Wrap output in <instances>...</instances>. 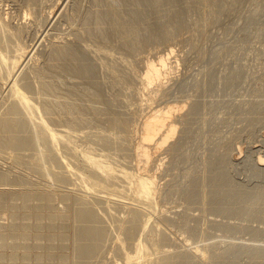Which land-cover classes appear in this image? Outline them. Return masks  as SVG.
I'll return each instance as SVG.
<instances>
[{"label": "rangeland", "instance_id": "rangeland-1", "mask_svg": "<svg viewBox=\"0 0 264 264\" xmlns=\"http://www.w3.org/2000/svg\"><path fill=\"white\" fill-rule=\"evenodd\" d=\"M30 1L0 0V22L9 24L8 29L16 34V45L29 49L34 55V61L28 63L26 68L23 67L25 69L21 68L23 72L12 68V59H9L12 57H0V72L3 71L0 73V76L3 74V78L0 77V105L1 98L9 91V82H17L20 79L18 76L26 71L32 75L31 86L34 87L25 94L32 98L31 101L35 99L33 102L36 106L47 104L36 93L39 82L36 71L33 70L34 65L31 64L37 62L35 65L40 67L39 70L47 72L45 74L49 72L48 75L52 76L50 80L53 79L52 82L56 81L55 84L58 85L52 93H60L46 99L51 102L57 100L59 104L61 102L60 105L69 114L74 112H70L68 108L72 105L70 101L74 102L73 105L82 107L85 115H79L78 118L74 112L67 117L66 113L61 116L62 123L60 120L49 122L45 118L53 126L52 129L55 131L56 128V132L63 131L62 136L67 137L66 140L71 138L69 141L73 144L75 142L74 146L77 145L78 148L81 145V151L87 153L85 150H88L90 156L103 163V166H112L114 172H111L115 176L127 172L132 177L139 164L135 148L141 141L142 125L150 110L173 104L181 105L184 102L186 107L179 114L185 115L188 111L190 114L188 113L186 126H179L178 133L168 144L175 143L173 149L166 145L152 156L149 178L157 189L153 201V209L156 211L154 217L151 212L153 209L149 210L151 214L145 213L146 207L137 200L134 185L129 182L130 185L126 182H116V185L110 180L112 186L106 178L107 173L102 172V169L96 171L89 165V169L83 167L82 163L84 166L86 163L81 159V154L77 158L78 154L69 152L61 142L54 144L57 147L52 144L55 149L51 148L47 141L44 143L45 133L42 134L37 124L32 126L37 130L32 139L38 140L30 139L31 147L26 152L23 151L24 154L7 150L6 146V150L4 146L0 147V173H7L10 183H0V264H79L81 259L77 255L75 213L76 203L84 198L89 200L92 209L95 207L94 211L97 207L96 213L101 215L100 219L107 225V231H110L105 248L98 254L90 255L92 258L87 261L88 264H133V259L136 260L134 255L137 256L135 244L141 237L140 227L145 220L150 219L144 217L150 215L153 217L151 223H157H150L148 229L158 227L156 236H147L151 241L147 238L149 245L152 243L149 248H153L148 249V244L144 241L148 252L146 250L141 257L146 264H151L150 257L153 262L155 258L169 253L189 257L193 264H264V167L259 168L256 164L260 156L264 157V0H171L168 2L170 4L164 0L159 3V7L156 5L157 13L164 20L152 15L149 9L151 15L148 12V17H145L146 13L143 12L147 11L142 8L140 11L144 10V15L141 13L143 17L139 11L135 13L139 19L137 16L134 19L133 13L138 10L132 7L137 0H34L36 6L31 5ZM128 8L134 12L129 13ZM103 11L115 14L110 20L114 25L103 23L102 17L107 16ZM144 18H147V24L143 21ZM152 18L155 22L158 19V23L161 21L160 24L155 23L159 28H155V25L154 28L151 27ZM136 19L141 21L136 23ZM128 25L133 27L132 30ZM136 26L138 27L135 28ZM112 29H117L116 34L111 35ZM100 30L105 32L102 34ZM124 31L129 33H122ZM133 31H137L138 35ZM141 31L143 34L145 32L143 36L139 34ZM60 44H64L63 48L70 47L64 49V53L74 55L73 59L64 54L65 59L61 53L55 56L56 51L60 50ZM170 50L174 51L170 56L172 65L170 64L171 67L162 78V86L151 89L140 85L138 78L145 73L148 61L156 62L159 56ZM104 52H108L110 57L105 56ZM75 57L85 64L86 74L83 72L84 75L82 73L78 77L70 74L76 65ZM65 60L71 61L70 64ZM50 70L55 76L51 75ZM119 76L124 78L121 77L120 80ZM98 94L104 95L103 98L99 96L101 100L98 99ZM35 114L34 118L38 116L37 119H40L39 114ZM113 114L116 116L112 117ZM118 114V117H126L127 128L124 129L116 121ZM83 118H87L85 121L89 123ZM37 119L35 123L39 121ZM80 119L84 125L80 123ZM70 122L72 127L68 129ZM65 131H70L71 135ZM76 133L81 134L77 137ZM43 135L44 138L40 137ZM58 145L60 150L57 149ZM55 150L58 154L65 155L66 158H60H64L69 164L64 159L58 161L60 155L57 156ZM139 166L142 168L141 164ZM99 172L106 175L102 176L108 182L105 179L103 182ZM71 173L74 177L70 176ZM83 176L89 177L87 183L92 182V186L85 184L87 177L83 179ZM87 185L91 189L96 185V189L91 190ZM85 187L87 193L84 191ZM201 196L203 201L199 202ZM85 199L83 202L88 203ZM135 209L139 211V215L145 216H139L142 219L140 221L139 218L140 226H137L133 234L128 235L127 224L131 219L129 214L132 211L137 213ZM151 225H154L153 229L150 228L153 227ZM156 237L159 242L155 248L153 245ZM128 257L134 258L128 260ZM81 262L86 264V260Z\"/></svg>", "mask_w": 264, "mask_h": 264}, {"label": "bare ground", "instance_id": "bare-ground-1", "mask_svg": "<svg viewBox=\"0 0 264 264\" xmlns=\"http://www.w3.org/2000/svg\"><path fill=\"white\" fill-rule=\"evenodd\" d=\"M162 1H164V0H137V2L134 0V2H136L135 4H134V6L132 7V8H136L135 10H138V12H134L133 10V18L134 17H138V15L137 14H135V13H139V11H140V9L142 8V9H144L145 11H147V12H143L144 10H142V11H140V14L143 12L144 14L146 13V15H145V17H148V12L150 11V12H152L151 14L152 15H155L156 17H158L160 20H164V19H161V16L159 15V13H157V11L158 10H156V7L159 5V3L160 2H162ZM165 1H167V3L168 2H171V0H165ZM27 3V2H26ZM31 5L32 4H34L35 5V3H36V1H35V3H34V0H31L30 2H29ZM30 4H28V5H30ZM166 4V3H165ZM168 4H170V3H168ZM36 5H37V3H36ZM35 5V6H36ZM157 5V6H156ZM169 6V5H168ZM30 7V6H29ZM159 7V6H158ZM33 8V7H32ZM130 8V7H129ZM128 8V9H129ZM34 9V8H33ZM101 9V8H100ZM148 9H149V11H148ZM150 9H152L153 11H151ZM159 9V8H158ZM30 10V9H29ZM35 10V9H34ZM98 11V10H97ZM132 11H130V9H129V13L130 12H132ZM39 12V11H38ZM104 13H105V11H103ZM110 12V11H109ZM108 12V13H109ZM150 12H149V14H150ZM159 12H160V10H159ZM162 12V11H161ZM35 13V12H34ZM99 13V12H98ZM118 13V12H117ZM142 13V14H143ZM102 14V13H101ZM107 13H105V15H106ZM141 14V16L143 17V15ZM150 14V15H151ZM162 14V13H161ZM100 15V14H99ZM115 14H113V12L112 13H109V14H107V16L106 17H102L103 19H102V21H103V23L104 22H106L107 24H109V26H112V25H114V23H112L110 20H112V17L114 16ZM132 15V14H131ZM96 16V15H95ZM102 16V15H101ZM101 16L99 17L100 18V20H101ZM140 16V15H139ZM140 16V17H141ZM25 17V16H24ZM136 17V18H137ZM141 17V18H142ZM154 17V16H153ZM9 18V17H8ZM88 18V17H87ZM98 18V19H99ZM133 18H132V21H133ZM1 19V18H0ZM13 19V18H12ZM85 19V18H84ZM130 19V18H129ZM135 19V18H134ZM138 19H139V17H138ZM145 19H147V18H144V20L143 21H145L146 22V20ZM151 18H149L148 20H150ZM159 19H158V21H159ZM35 20H36V18H35ZM157 20V19H156ZM1 21H2V19H1ZM8 21H9V19H8ZM7 21V22H8ZM19 21V20H18ZM23 21V20H22ZM113 21H114V19H113ZM117 21V20H116ZM129 21H131V20H129ZM136 21H137V19H136ZM139 21H141V19L139 20ZM139 21H137L136 23H138ZM151 21V20H150ZM149 21V22H150ZM152 21L153 22H151L150 24H152V26L151 27H153V25H155V28L156 27H158V26H156L157 24H155V23H158V21L157 22H155V19L154 18H152ZM109 22V23H108ZM115 22V21H114ZM134 22V21H133ZM11 23V22H10ZM27 23V22H26ZM38 23V22H37ZM40 23V22H39ZM101 23V22H100ZM117 23V22H116ZM115 23V24H116ZM128 23V22H127ZM126 23V24H127ZM141 23V22H140ZM139 23V24H140ZM144 23V22H143ZM161 23V21L158 23V24H160ZM95 24V23H94ZM135 24V23H134ZM138 24V25H139ZM146 24H147V22H146ZM145 24V25H146ZM7 25H9V24H7ZM6 24H5V22H0V57L3 59L4 57H5V55H6V57L5 58H9V57H7V56H10V57H12V58H9V59H12L11 61V65H12V68L13 69H17L18 71L19 70H21V68H23V67H25L26 65H28V63H31V62H33L34 61V58H33V52H31L29 49H26V48H22V47H20V45L18 46V45H16V43H14V37L16 36V34L14 35V33H12V31H10V29H8V26H7ZM96 25V24H95ZM137 25V24H136ZM142 25H144V24H142ZM22 26V25H21ZM97 26V25H96ZM118 26H120V27H123L124 25H118ZM129 26V25H128ZM148 26H149V24H148ZM17 27V26H16ZM100 26H98V28H99ZM130 27V26H129ZM138 26H136L135 28H137ZM139 27H142V26H140L139 25ZM11 28V27H10ZM102 28V27H101ZM117 28V27H116ZM131 28V30H132V28L133 27H130ZM150 28V26L148 27V29ZM154 28V27H153ZM153 28H151L150 30H152ZM159 28V27H158ZM24 29V28H23ZM100 29V28H99ZM138 29H141V28H138ZM138 29H137V31H138ZM142 29H143V27H142ZM141 29V30H142ZM13 30V29H12ZM15 30H16V28H15ZM18 30H20V29H18ZM97 30V29H96ZM117 30V29H116ZM115 29H112L111 31H110V33H112L111 35H113L115 32H117ZM119 30V33H120V28L118 29ZM128 30V29H127ZM126 30V31H127ZM147 30V29H146ZM126 31H124V32H122V33H124V34H126V33H129V32H126ZM137 31H136V33H137ZM153 31H154V29H153ZM158 31V30H157ZM83 32V31H82ZM91 32V31H90ZM89 32V33H90ZM100 32L102 33V32H105V31H101L100 30ZM134 32V31H133ZM138 32H140V31H138ZM142 32V31H141ZM148 32H151V31H148ZM147 32V33H148ZM87 33V32H86ZM100 33V34H101ZM108 33V32H107ZM135 33V32H134ZM135 33V34H136ZM154 33V32H153ZM103 34V33H102ZM101 34V35H102ZM116 34V33H115ZM140 35H142L143 34V32L142 33H139ZM144 34H145V32H144ZM143 34V35H144ZM21 35V34H20ZM93 35V34H92ZM128 35H130V34H128ZM131 35H132V33H131ZM136 35H138V34H136ZM142 35V36H143ZM132 36H134V34L132 35ZM155 36V35H154ZM102 37V36H101ZM103 37L105 38V36L103 35ZM141 37V36H140ZM144 37H146V35L144 36ZM147 38V37H146ZM152 38V37H151ZM133 39V38H132ZM135 39V38H134ZM17 40V39H16ZM84 40V39H83ZM123 40V39H122ZM121 40V41H122ZM137 40V39H136ZM147 40V39H146ZM13 41V42H12ZM11 42L13 43V44H11ZM72 42V41H71ZM65 43V42H64ZM70 43V42H69ZM123 43V42H122ZM127 43V42H126ZM21 44V43H20ZM27 44V43H26ZM67 44V43H66ZM61 45V47H60V50H58V51H56V48H55V51L57 52L56 53V57L57 56H59V54L61 53V54H65L64 53V49H66L67 47H66V45H65V47L66 48H63L64 47V44H60ZM63 45V46H62ZM126 45V44H125ZM24 46V45H23ZM26 46V45H25ZM58 46V45H57ZM53 47V46H52ZM59 47V46H58ZM125 47V46H124ZM68 48H70V47H68ZM67 48V49H68ZM92 48V47H91ZM54 49V48H53ZM98 50V49H97ZM43 51V50H42ZM90 51V50H89ZM88 51V52H89ZM63 52V53H62ZM66 52V51H65ZM67 52H69V50L67 51ZM174 51H172V50H170L169 51V53H167V54H165V55H162V56H159V58H158V60L155 62V61H148V63L145 65V73L142 75V76H139V78H138V82H139V84L141 85L142 84V86L144 85L145 87H147V88H151V89H155V88H158V87H161L162 86V84L164 83V80H163V83H162V78L164 77V75L166 74L165 72H168L167 70H168V68L169 67H171V65H172V62L170 61V56L172 55V53H173ZM40 53V52H39ZM52 53V52H51ZM72 53V52H71ZM60 54V55H61ZM68 54V53H67ZM73 54V53H72ZM84 54V53H83ZM102 54H103V52H102ZM108 55V58L110 57V54L108 53V52H104V55ZM12 55V56H11ZM66 55V54H65ZM65 55H64V57H65ZM71 55V54H70ZM69 55V56H70ZM105 55V56H106ZM52 56V55H51ZM66 56H68V55H66ZM68 56V57H69ZM85 56V55H84ZM118 56H119V54H118ZM62 56H60V58H61ZM67 57V58H68ZM72 57V59H73V57H74V55L73 56H70V58ZM4 58V59H5ZM55 58V57H54ZM59 58V57H58ZM57 58V59H58ZM59 58V59H60ZM106 58V57H105ZM8 59V60H9ZM37 59V58H36ZM50 59V58H49ZM59 59H58V62H59ZM64 59V58H63ZM65 59H66V57H65ZM71 59V60H72ZM7 60V59H6ZM56 59H54V61H55ZM117 60V59H116ZM1 61V60H0ZM49 61V60H48ZM57 61V60H56ZM61 61V60H60ZM69 61V60H68ZM75 63H76V65H75V67L71 70L72 71V73H70V74H72V76H77L78 77V75H81L83 72L85 73L86 72V70H87V68H85V64H83V62H79V60H77L76 59V57H75ZM3 62H4V60H3ZM9 63H10V61H8ZM62 62H64V60H62ZM61 62V63H62ZM65 62H67V60H65ZM71 62V61H70ZM70 62H67V63H69L70 64ZM74 62V61H73ZM123 62V61H122ZM147 62V61H146ZM2 63V62H1ZM0 63V64H1ZM5 63V62H4ZM37 63V62H36ZM35 63V64H36ZM177 63V62H176ZM6 64V63H5ZM34 63L33 64H31L34 68H33V70L34 71H36V76H37V81L39 82V87H38V90L36 91V93H39V97H40V99L42 100V101H45L44 103H47L46 105H42L41 107H39V106H36L34 103L35 102H33V101H31L32 100V98L30 99L26 94H25V92L27 91V90H29V89H31V88H33L32 86H31V84H32V82H31V80L33 79H31V77H32V75L31 74H27L26 72H24L25 74H23V75H21V76H18V78L20 77V79L16 82L15 80L14 81H12V82H9V91L7 92V95L6 96H3L4 98H1L2 99V103H1V105H0V147H2V146H4V149H5V146H6V148H8L7 150H15L16 152H18L19 154H21V152L23 153V151H25L26 152V150H28L29 149V146H30V144H31V142H30V139H32V136H35V133H36V131L37 130H34L35 128H32V126L33 125H35V124H37L38 126H39V128H40V131H42V134L43 133H45L44 135H45V139L46 140H44V143L47 141V143H49L51 146V148H53L52 147V144L54 145V144H58L59 142H61V143H63V145H65V147H66V149L67 150H70L69 152H71L72 154H78L77 155V158H78V156H79V154H81V157L83 156V158H81V159H83V161L86 163V166H84V164L82 163V165H83V167H86V168H88L89 169V167H87V165H89L90 167H94L95 168V170L96 171H98V170H100L101 171V169H102V172H105V174L106 175H108V177H106V178H108V181L105 179V174L103 173L102 175H105L104 176V178H103V176L101 175V173L102 172H99L98 174L99 175H101L102 176V180L103 179H105L108 183H110V180L113 182V184L115 183L116 184V182L118 183V182H126L127 184H128V182L131 184V185H134L135 186V192H136V196H137V200H139L140 202H142V204H143V207L145 208L146 207V210H147V212H145V213H147V215L149 214L148 212H150L153 208H155V206L153 205L154 203H153V201L155 200L154 199V197H155V195H156V191H157V189H156V187H154V182L152 181V180H150V178H149V175H150V169L152 168V156L156 153V151L158 152V150L159 149H163L164 148V146H166L167 145V147H169V148H171V149H173V146L175 145V143H170V145L168 146V144H169V142H170V140H172L173 139V137L178 133V130H179V126H181V125H185L186 124V119H187V116H189L188 115V113H189V111H188V113H186L185 115L184 114H179V112L183 109V108H185L186 106H185V104H184V102H183V104H181V105H179V104H173V105H169V106H167V107H164V108H162V107H157L158 109H156V110H150V114H149V116L146 118V120H144V122H143V125H142V136H141V141L137 144V146H136V148H135V152H136V157L137 158H139L138 160V162L137 163H139V164H141L142 165V168L139 166V164H138V166L136 167L137 169L135 170L136 171V173H135V175L132 177V175H130V173L128 174L127 172L126 173H124L123 172V174H121V175H114V174H112V166H110L109 164H107V165H109L108 167L105 165V166H103L104 164L103 163H101V162H98V161H96L97 159H94L93 157H91L90 156V154H89V152H88V150H85V151H87V153L85 152L84 153V151H81L80 150V146H79V148H78V146L76 147V146H74V144H75V142H74V144L72 143V141H69L71 138H69L70 136H68V138H69V140L67 139L66 140V138H64L65 136H62V134L64 133L63 131H60V130H58L59 132H56V128H55V131L52 129L53 128V126L51 127L49 124L50 123H48V121L50 122H52V121H59L60 123H62V119H61V116H63L64 114H66V116L68 117L69 115H71V114H73L74 112H75V114H77L78 116V118H79V115H84V113H83V111H82V107L80 108L79 106H77V104L76 105H73V103H71V101H70V104H72L70 107L67 105V103H66V105L68 106V108L70 109V112H72V111H74L73 113H71V114H69V111L67 112L66 110H64L63 109V105H60V104H62L61 102H60V104L58 103V101L57 100H55V102H51L50 100L48 101L47 99H49V96L51 97V95H54L53 93H52V91H54V89L58 86V85H56L55 83H56V81L55 82H52V80H50V78H52V76L50 77V75H48L49 74V72H48V74H45V73H47V72H45V73H43V71L41 72L40 70H39V68H38V66H36ZM65 64V63H64ZM73 64V63H72ZM170 66H169V65ZM4 65V64H3ZM10 65V66H11ZM49 65V64H48ZM62 65V64H61ZM99 65V64H98ZM4 66H6V67H8L9 68V66H7V65H4ZM72 66H74V65H72ZM89 66V65H88ZM115 66V65H114ZM114 66H113V68H114ZM120 66H122V65H120ZM129 66V65H128ZM28 67V66H27ZM58 67V66H57ZM66 67V66H65ZM117 67V66H116ZM8 68H7V70H8ZM11 68V67H10ZM26 68V67H25ZM25 68H23V69H25ZM85 68V69H84ZM60 69V68H59ZM65 69V68H64ZM5 70V69H4ZM62 70H63V68H62ZM32 71V70H31ZM49 71V70H48ZM57 71H59V70H57ZM1 72H3L2 70H1ZM0 72V73H1ZM21 72H23L22 70H21ZM63 72H64V70H63ZM112 72V71H111ZM7 73V72H6ZM13 73V72H12ZM12 73H10V74H12ZM50 73H51V70H50ZM68 73V72H67ZM84 73H83V75H84ZM117 73V72H116ZM115 73V74H116ZM171 73V72H170ZM86 74V73H85ZM88 74V73H87ZM113 74V73H112ZM1 75V74H0ZM4 75H7V74H4ZM9 75V74H8ZM20 75V74H19ZM31 75V76H30ZM51 75H53V76H55L54 74H52L51 73ZM68 75V74H67ZM125 75V74H124ZM2 76H3V74H2ZM2 76H0V77H2ZM14 76V75H13ZM59 76V75H58ZM86 77H87V75H85ZM104 76V75H103ZM106 76V75H105ZM104 76V77H105ZM7 77V76H6ZM9 77H10V75H9ZM8 77V78H9ZM64 77H66V76H64ZM86 77H84V78H86ZM93 77V76H92ZM115 77V76H114ZM117 77V79H118V76H116ZM122 76H119V79L121 78ZM3 78V77H2ZM7 78V79H8ZM12 78V77H11ZM10 78V79H11ZM57 78V77H56ZM60 78V77H59ZM63 78V77H62ZM124 77H122V79H123ZM14 79H16V78H14ZM48 79H49V82H47L48 81ZM63 79H65V78H63ZM116 79V80H117ZM122 79H120V80H122ZM2 80V79H1ZM5 80V79H4ZM9 80V79H8ZM83 80V79H82ZM120 80H118V81H120ZM5 81H7V80H5ZM10 81V80H9ZM71 81V80H70ZM107 81V80H106ZM61 82V81H60ZM59 82V83H60ZM122 82V81H121ZM120 82V83H121ZM67 83H69V81L67 82ZM73 83V82H72ZM71 83V84H72ZM104 83V82H103ZM36 84V83H35ZM79 84V83H78ZM102 84V83H101ZM37 85V86H38ZM68 85V84H67ZM105 85V84H104ZM103 85V86H104ZM65 86V85H64ZM64 86H62V87H64ZM61 87V88H62ZM98 87V86H97ZM96 87V88H97ZM1 89V88H0ZM8 89V88H7ZM71 89H72V87H71ZM85 89V88H84ZM95 89V88H94ZM102 89V88H101ZM32 90V89H31ZM66 90V89H65ZM75 90V89H74ZM157 90V89H156ZM6 91V90H5ZM69 91H71V90H69ZM84 91V90H83ZM47 92H49V93H47ZM51 92V93H50ZM67 92H68V90H67ZM74 92V91H73ZM73 92H71V93H73ZM88 92H89V90H88ZM97 92H98V90H97ZM159 92V91H158ZM1 93V92H0ZM5 93V92H4ZM32 93V92H31ZM55 93V92H54ZM62 93V92H61ZM69 93V92H68ZM78 94H79V92H77ZM92 93V92H91ZM102 93V92H101ZM100 93V94H101ZM56 94H58L57 93V91H56V93H55V95ZM60 94V93H59ZM58 94V95H59ZM75 94V96H76V93H74ZM85 94V93H84ZM100 94H98V99H100L101 100V98H99V96H102V95H100ZM5 95V94H4ZM54 95V96H55ZM67 95V94H66ZM89 95V94H88ZM54 96H53V99H54ZM68 96V95H67ZM79 95H77V97H78ZM81 96H84V95H81ZM104 96V95H103ZM103 96H102V98H103ZM106 96V95H105ZM109 96V95H108ZM0 97H2L1 95H0ZM59 97V96H58ZM61 97H63V96H61ZM85 97V96H84ZM83 97V98H84ZM91 97V96H90ZM97 97V96H96ZM47 98V99H46ZM60 98V97H59ZM69 98H71L72 99V97L70 96ZM153 98V97H152ZM52 99V98H51ZM55 99H58V98H55ZM75 99H77V98H75ZM78 99H79V97H78ZM59 100V99H58ZM66 100V99H65ZM68 101H69V99H67ZM90 100V99H89ZM96 100H97V98H96ZM103 100V99H102ZM54 101V100H53ZM57 101V102H56ZM75 101V100H74ZM67 102V101H66ZM80 102V101H79ZM78 102V103H79ZM95 102H97V101H95ZM43 103V104H44ZM77 103V102H76ZM94 103V102H93ZM179 103V102H178ZM38 104V103H37ZM65 104V103H64ZM69 104V103H68ZM60 105V106H59ZM65 105V106H66ZM83 105V104H82ZM64 106V107H65ZM185 106V107H184ZM93 107V106H92ZM67 108V107H66ZM68 109V110H69ZM87 109V108H86ZM85 109V110H86ZM93 109V108H92ZM95 110V109H94ZM98 111V110H97ZM100 111V110H99ZM34 112V113H33ZM37 112V114H39V116H40V119H37L38 118V116H36L37 118H34L35 117V113ZM182 112V111H181ZM88 113V112H87ZM97 114V113H96ZM190 114V113H189ZM115 114H113V116L112 117H115L114 116ZM119 116V114L117 115V120L116 121H118L119 123V125L121 126V127H125V128H127L128 127V121H127V119H126V117L123 115V116H121V117H118ZM27 117V118H26ZM77 117H76V115H75V118L77 119ZM81 117V116H80ZM83 117V116H82ZM84 117H85V115H84ZM87 117V116H86ZM45 118L48 120V121H46L45 120ZM75 118H74V120H75ZM93 118V117H92ZM39 120V121H37L36 123H35V120ZM69 119V118H68ZM68 119L66 120V122L68 123ZM71 119H73V118H71ZM84 119V118H83ZM85 119H87V118H85ZM85 119H84V121H85ZM112 119V118H111ZM70 120V119H69ZM82 119H80L79 121H80V123L81 124H83L82 123V121H81ZM88 120V119H87ZM86 120V121H87ZM71 121V120H70ZM76 121V120H75ZM85 121V122H86ZM190 121V120H189ZM84 122V123H85ZM88 122V121H87ZM113 122V121H112ZM63 123H64V121H63ZM73 123V122H72ZM79 123V122H78ZM89 123V122H88ZM53 124H55L54 122H53ZM74 124V123H73ZM80 124V125H81ZM180 124V125H179ZM37 125H35V126H37ZM78 126H79V124H77ZM84 125V124H83ZM34 126V127H35ZM71 126V122H70V124H69V126H68V129H69V127ZM76 125L74 124V127H75ZM117 126V125H116ZM186 126V125H185ZM61 127V126H60ZM63 127V126H62ZM72 127V126H71ZM73 127V128H74ZM89 127V126H88ZM97 127V126H96ZM182 127V126H181ZM37 128V127H36ZM63 128H65V127H63ZM63 128L61 129V130H63ZM67 128V127H66ZM81 128V127H80ZM124 128V129H125ZM71 129V128H70ZM88 129H90V127L88 128ZM66 130V129H65ZM73 130H75V129H73ZM39 131V130H38ZM39 131V132H40ZM68 131V130H67ZM86 131V130H85ZM91 131V130H90ZM141 131V130H140ZM66 132V131H65ZM70 132V131H69ZM67 133L68 135L70 134V133ZM79 132V131H78ZM89 132V131H88ZM41 133V132H40ZM65 133V134H66ZM72 133V132H71ZM82 133V132H81ZM81 133H79V134H81ZM95 133V132H94ZM179 133H181V128H180V132ZM37 134V133H36ZM61 134V135H60ZM73 134V133H72ZM74 134H75V132H74ZM77 135V137H78V133H76ZM83 134H85V133H83ZM89 134V133H88ZM87 134V135H88ZM100 134V133H99ZM106 134V133H105ZM41 135V134H40ZM44 135L43 136H40V137H42V138H44ZM71 135V134H70ZM98 135V134H97ZM67 136V135H66ZM72 136H74V135H72ZM101 136V135H100ZM100 136H98V137H100ZM105 136V135H104ZM114 136V135H113ZM38 137V136H37ZM75 137V136H74ZM73 137V138H74ZM34 138V137H33ZM36 138V137H35ZM72 138V139H73ZM93 138V137H92ZM76 139V138H75ZM80 139H82V136H81V138ZM116 139V138H115ZM33 140V139H32ZM35 141H37L36 139H34ZM33 140V141H34ZM41 140V139H40ZM77 140V139H76ZM79 140V139H78ZM98 140V139H97ZM125 140V139H124ZM95 141V140H94ZM101 141V140H100ZM103 141V140H102ZM40 142V141H39ZM79 142V141H78ZM37 143V142H36ZM108 143V142H107ZM33 144V143H32ZM107 145V144H106ZM110 145V144H109ZM108 145V146H109ZM35 146V145H34ZM31 147V146H30ZM47 147V146H46ZM54 147H57V145L55 146L54 145ZM63 147V146H62ZM10 148V149H9ZM37 148H38V146H37ZM64 148V147H63ZM120 148V147H119ZM1 149V148H0ZM3 149V150H4ZM31 149V148H30ZM36 149V148H35ZM53 149H55V148H53ZM57 149H59V145H58V148ZM56 149V150H57ZM62 149V148H61ZM83 149H84V147H83ZM168 149V148H167ZM6 150V149H5ZM55 150V151H56ZM60 150V149H59ZM79 150V151H78ZM1 151V150H0ZM36 151V150H35ZM38 151V150H37ZM36 151V152H37ZM47 151H48V149H47ZM51 151H52V149H51ZM14 152V151H13ZM24 152V153H25ZM29 152H31L30 150H29ZM39 152V151H38ZM50 152V151H49ZM53 152V151H52ZM57 152V153H56ZM55 152V154L57 155L59 152L58 151H56ZM61 152V151H60ZM90 152H92L91 150H90ZM1 153H2V151H1ZM17 153V154H18ZM23 153V154H24ZM44 153V152H43ZM42 153V154H43ZM47 153V152H46ZM14 154H16V153H14ZM29 154V153H28ZM35 154V153H34ZM49 154V153H48ZM47 154V155H48ZM53 154H54V152H53ZM93 154V153H92ZM7 155V154H6ZM27 155V154H26ZM38 156H41V154L39 155V154H37ZM37 155H35L37 158H38V156ZM50 155V154H49ZM58 155H60V156H58ZM57 156H58V161L59 160H61V159H64V158H60V157H65V155H61V153L60 154H58ZM69 155V154H68ZM71 155V154H70ZM241 155V154H240ZM29 156V155H28ZM33 156V155H32ZM57 156H56V158H57ZM67 156V155H66ZM22 157V156H21ZM30 157V156H29ZM44 157H46V156H44ZM44 157H41V158H44ZM48 157V156H47ZM76 157V156H75ZM20 158V157H19ZM53 157H51L50 159H52ZM55 158V157H54ZM60 158V159H59ZM66 158V157H65ZM39 159V158H38ZM47 159H49V158H47ZM71 159V158H70ZM69 159V160H70ZM154 159V158H153ZM40 160V159H39ZM53 160V159H52ZM57 160V159H56ZM65 160V159H64ZM51 161V160H50ZM76 161V160H75ZM82 161V160H81ZM162 161V160H161ZM61 162V161H60ZM65 163L66 162H68L67 160H65L64 161ZM223 162V161H222ZM61 163H63V162H61ZM65 163H64V165H65ZM74 163V162H73ZM110 163V162H109ZM66 164H69V163H66ZM158 164V163H157ZM214 164V163H213ZM257 166L259 167V168H263L264 167V157L263 156H260L259 158H258V161H257ZM76 165V164H75ZM66 166V165H65ZM72 166V165H71ZM63 167V166H62ZM70 167V166H69ZM112 167V168H111ZM140 167V168H139ZM38 168V167H37ZM68 168V167H67ZM66 168V169H67ZM71 168V167H70ZM69 168V169H70ZM75 168V167H74ZM93 168V169H94ZM155 168V167H154ZM51 169V168H50ZM63 169V168H62ZM40 170H44V169H42V168H40ZM70 170H72V169H70ZM76 170V169H75ZM78 170H80V169H78ZM92 170V169H91ZM90 170V171H91ZM95 170H93L94 172H96ZM217 170H219V169H217ZM119 171V170H118ZM117 171V172H118ZM5 172V171H4ZM60 172V171H59ZM92 172V171H91ZM113 172H114V170H113ZM116 172V174H118ZM120 172V171H119ZM221 172V171H220ZM70 173V172H69ZM88 173V172H87ZM120 173H122V172H120ZM119 173V174H120ZM63 174V173H62ZM74 174V173H73ZM79 174H80V172H79ZM82 174H84V173H82ZM90 174H92V173H90ZM132 174V173H131ZM221 174V173H220ZM85 175V174H84ZM89 175V174H88ZM93 175H95L94 173H93ZM214 175H215V173H214ZM70 176H72V173H71V175ZM82 176V175H81ZM92 176V175H91ZM216 176V175H215ZM65 177V176H64ZM68 177V176H67ZM72 177H74V176H72ZM87 177V176H86ZM85 176H83L82 178L83 179H85L86 178ZM94 177V176H93ZM93 177H91V181H92V179H93ZM54 178V177H53ZM63 178V177H62ZM94 178H96V177H94ZM101 178V177H100ZM100 178H97V179H100ZM228 178V177H227ZM13 179V178H12ZM56 179V178H55ZM82 179V180H83ZM87 179H89V177H87L86 178V180ZM231 179V178H230ZM8 176H7V173L6 174H4V173H0V183L2 182V183H7L8 182ZM16 180V179H15ZM90 180H89V182H90ZM95 180L96 179H94L93 181H94V183H96L95 182ZM105 180H103V182L105 181ZM194 180H196V179H194ZM24 181V180H23ZM84 181V180H83ZM99 181H101V180H99ZM99 181H97V183L99 182ZM11 182V181H10ZM20 182V181H19ZM82 182V181H81ZM88 182V180L85 182V184H89V183H87ZM102 182V181H101ZM102 182V183H103ZM9 183V182H8ZM22 183V182H21ZM78 183V182H77ZM91 183L92 182H90V184H89V186L91 185ZM10 184V183H9ZM74 184V183H73ZM79 184H80V182H79ZM93 184V183H92ZM104 184V183H103ZM107 184V183H106ZM111 185H112V183H110ZM130 184H128V185H130ZM192 184V183H191ZM222 184V183H221ZM81 185V184H80ZM83 185V184H82ZM97 185V184H96ZM95 185V186H96ZM117 185V184H116ZM121 185V184H120ZM220 185V184H219ZM86 186V185H85ZM88 186V185H87ZM88 186V188L89 189H91V187H89ZM92 186V185H91ZM94 186V185H93ZM95 186L94 187H92V189L91 190H94V189H96L95 188ZM98 186H100V185H98ZM106 186V185H105ZM113 186V185H112ZM77 187V186H76ZM79 187V186H78ZM120 187V186H119ZM122 187V186H121ZM128 187V186H127ZM130 187H132V186H130ZM80 188V187H79ZM82 188V187H81ZM86 188V187H85ZM94 188V189H93ZM100 188H102V187H100ZM104 188V187H103ZM126 188V187H125ZM124 188V190H126ZM129 188V187H128ZM200 188V187H199ZM198 188V189H199ZM83 189V188H82ZM97 189H98V187H97ZM117 189V188H116ZM116 189H114V190H116ZM119 189V188H118ZM132 189V188H131ZM130 189V190H131ZM201 189V188H200ZM199 189V190H200ZM218 189V188H217ZM86 190H87V188L84 190L85 191V193H87L86 192ZM90 190V191H91ZM111 190V189H110ZM124 190H123V192H124ZM89 191V190H88ZM113 191V190H112ZM208 191V190H207ZM94 192H97V191H94ZM99 192V191H98ZM117 192V191H116ZM121 192V191H120ZM129 192H132V191H129ZM202 192V191H201ZM200 192V194H202ZM209 192V191H208ZM10 193V192H9ZM93 193V192H92ZM104 193V192H103ZM126 193V192H125ZM220 193V192H219ZM41 194V193H40ZM81 194V193H80ZM91 194V193H90ZM96 194V193H95ZM122 194V193H121ZM128 195H129V193H127ZM221 194V193H220ZM219 194V195H220ZM230 194V193H229ZM228 194V195H229ZM1 196H2V193L0 194ZM114 195V194H113ZM214 195V194H213ZM225 195V194H224ZM231 195V194H230ZM42 196H43V194H42ZM89 196V195H88ZM92 196H94V195H92ZM115 196V195H114ZM119 196V195H118ZM82 197V196H81ZM80 197V198H81ZM84 197V196H83ZM82 197V198H83ZM116 197V196H115ZM134 197H135V195H134ZM191 197V196H190ZM3 198V197H2ZM78 198V197H77ZM79 198V199H80ZM93 198V197H92ZM107 198V197H106ZM114 198V197H113ZM113 198H110V199H113ZM118 198V197H117ZM117 198H115V199H117ZM122 198V197H121ZM197 198V197H196ZM79 199H78V201H79ZM85 199V198H84ZM84 199H80V200H82V201H79V202H77V200H76V211H77V213H75V216H76V223H75V225H76V237H77V239H76V242H77V244H78V257H79V264H81V263H84V262H81L82 260H86V264H88L87 263V261L89 260V259H91L92 258V254L94 253V254H98L99 252H101V251H103V249L105 248V246H106V244L108 243V239H109V236L110 235H108V232H110V231H107L108 229L106 228V226L104 225V222H102V218H101V215H100V217H99V215H97V213H96V210H97V207H96V210L94 211V209H95V207H94V209H92V207H91V204L88 202L89 200H86L88 203H85V201L83 202V200ZM98 199V198H97ZM105 199V198H104ZM108 199H109V197H108ZM114 199V200H115ZM135 199H136V197H135ZM219 199V198H218ZM92 200V199H91ZM96 200V199H95ZM103 200V199H102ZM26 201V200H25ZM109 201V200H108ZM198 201V200H197ZM203 201V198H202V196L200 197V200H199V202H202ZM99 202H102L101 200L99 201ZM104 202V201H103ZM112 201H110V203H111ZM145 202V203H144ZM206 202V200L204 201V203ZM43 203V202H42ZM116 203V205H119V204H117L118 202H115ZM137 203V202H136ZM208 203V202H207ZM220 203V202H219ZM98 204V203H97ZM102 205V203H99V205ZM114 204V203H113ZM133 204V203H132ZM139 204V203H138ZM138 204H137V206H138ZM141 204V203H140ZM96 205V204H95ZM108 205V204H107ZM110 205H112V204H110ZM115 205V204H114ZM204 205H209V204H204ZM113 206V205H112ZM122 206V205H121ZM136 206V207H137ZM154 206V207H153ZM24 207V206H23ZM48 207V206H47ZM99 207V206H98ZM101 207V206H100ZM114 207V206H113ZM116 207V206H115ZM140 207H141V205H140ZM139 207V208H140ZM142 207V208H143ZM208 207H210V206H208ZM26 208V207H25ZM110 208V207H109ZM131 208V207H130ZM138 208V209H139ZM159 208V207H158ZM217 208V207H216ZM222 208V207H221ZM50 209V208H49ZM103 209V208H102ZM114 209V208H113ZM132 209V208H131ZM137 209V208H136ZM135 209V211L137 212V213H135L134 214V212L132 211V214H134V215H136V216H132V214L130 215L129 214V216H131L130 218V220L128 221V224H127V233L126 234H128V235H130V234H133L134 232H135V230H137V226L139 225V216H141V215H139V211H137ZM156 209H157V207H156ZM193 209H195V208H193ZM237 209V208H236ZM247 209V208H246ZM107 210H108V208H107ZM112 210V209H111ZM133 210H134V208H133ZM140 210V209H139ZM150 210V211H149ZM98 211V210H97ZM110 211V210H109ZM131 211H129L130 213H131ZM143 211V210H142ZM142 211H140V212H142ZM154 209L151 211L152 212V216L154 217L155 216V213H154ZM158 211V210H157ZM164 211V210H163ZM113 212V211H112ZM151 212H150V214H151ZM156 212V211H155ZM111 213V212H110ZM109 213V214H110ZM164 213V212H163ZM186 213V212H185ZM210 213V212H209ZM38 214V213H37ZM77 214V215H76ZM102 214V213H101ZM125 214V213H124ZM182 215V214H181ZM217 215V214H216ZM27 216V215H26ZM125 216V215H124ZM123 216V217H124ZM128 216V215H127ZM145 216V215H144ZM144 216H141L142 218L144 217ZM74 217V216H73ZM150 218L149 220H145V223L143 224V225H141L142 227H140L141 229V237L140 238H138L139 239V242H137V244H135L136 246H135V248H136V253H137V256H135L134 255V257H136V260H135V258L134 257H132V258H129L128 257V260L129 259H133L135 262H133V264H146V262L142 259V254L147 250L146 249V247H145V244L147 243L148 244V249H152V248H149V246L151 247L152 246V243H151V245H149L150 244V239L147 237L148 235H154V236H156L157 234H156V228L158 227H156V228H154V225H151V226H153V227H150V228H154L153 230H151V229H148V227H149V225H150V223H151V221L153 220L152 218L153 217H151V215L150 216H146V217H144V218ZM182 217H184V216H182ZM41 218V217H40ZM101 218V219H100ZM117 218V217H116ZM118 218H120V217H118ZM161 218V217H160ZM63 219V218H62ZM65 219V218H64ZM127 219V218H126ZM60 220V219H59ZM142 219L140 218V221H141ZM155 221V220H154ZM200 222V221H199ZM110 223V222H109ZM120 223V222H119ZM157 223V222H156ZM156 223H154V222H152L151 224H156ZM199 224V223H198ZM140 226V225H139ZM156 226V225H155ZM109 228V227H108ZM139 230V229H138ZM196 230V229H195ZM159 231V230H158ZM193 235V234H192ZM161 237V236H160ZM147 238L149 239L148 241H150L149 243H148V241H147ZM151 238V240H152V236L150 237ZM159 238V237H158ZM110 241V240H109ZM146 243H145V242ZM200 241V240H199ZM158 239H157V237H156V240L154 241V243H155V245H153V246H155V248H156V246L158 245ZM164 243V242H163ZM162 243V244H163ZM187 243V242H186ZM166 244V243H165ZM147 246V245H146ZM163 248H165V247H163ZM158 249V248H157ZM123 250V249H122ZM211 250V249H210ZM163 251V250H162ZM147 252H148V250H147ZM150 252V251H149ZM156 252H157V250H156ZM164 252V251H163ZM198 252V251H197ZM85 253V254H84ZM146 253V252H145ZM152 253H153V251H152ZM151 253V254H152ZM160 254V253H159ZM158 254V255H159ZM205 254V253H204ZM83 255V256H82ZM90 255H92V256H90ZM154 255H155V253H154ZM198 255H200V254H198ZM108 256V255H107ZM157 256V255H156ZM215 256V255H214ZM76 257V256H75ZM193 257V256H192ZM149 258V257H148ZM194 258V257H193ZM218 258H220L219 256H218ZM150 261H151V264H193V262L191 263V260H190V258L189 257H185V256H183V255H179V254H171V253H169V254H164L163 256H160V258L159 257H157V258H155L154 260H153V262H152V258L150 257ZM146 260H147V258H146ZM193 260V259H192ZM222 261V260H221ZM127 262H129V261H127ZM189 262V263H188ZM76 263V262H75ZM130 263H132V261L130 262ZM194 263H195V261H194ZM85 264V263H84Z\"/></svg>", "mask_w": 264, "mask_h": 264}]
</instances>
